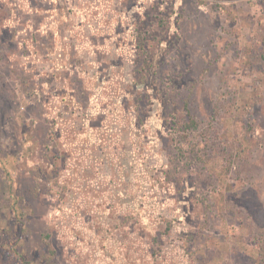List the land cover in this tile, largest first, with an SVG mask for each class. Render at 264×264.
Listing matches in <instances>:
<instances>
[{"label": "rangeland", "instance_id": "obj_1", "mask_svg": "<svg viewBox=\"0 0 264 264\" xmlns=\"http://www.w3.org/2000/svg\"><path fill=\"white\" fill-rule=\"evenodd\" d=\"M0 264H264V0H0Z\"/></svg>", "mask_w": 264, "mask_h": 264}]
</instances>
